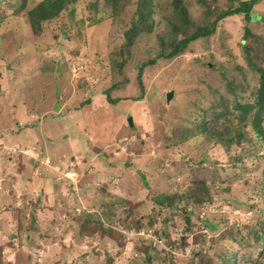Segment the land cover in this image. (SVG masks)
<instances>
[{"label":"rangeland","instance_id":"rangeland-1","mask_svg":"<svg viewBox=\"0 0 264 264\" xmlns=\"http://www.w3.org/2000/svg\"><path fill=\"white\" fill-rule=\"evenodd\" d=\"M39 1L0 0V264H264V137L237 107L260 84L244 44L264 47V0L165 58L174 0L124 56L138 0H76L37 33Z\"/></svg>","mask_w":264,"mask_h":264},{"label":"trees","instance_id":"trees-1","mask_svg":"<svg viewBox=\"0 0 264 264\" xmlns=\"http://www.w3.org/2000/svg\"><path fill=\"white\" fill-rule=\"evenodd\" d=\"M76 0H40L37 2L27 13V22H30L32 29L37 33L41 31V20H49L57 17L67 5L74 3ZM109 10L111 11V16L116 14L118 5L123 0H104ZM125 1V0H124ZM205 8V14L203 20H196L192 17L191 13L187 9L183 0H174L175 13H173V18L171 20L172 30L174 29L175 34L170 36V38L163 44V50L156 57H172L183 48L189 47L196 39H207L212 34L217 31L218 24L223 18L234 15V14H243V17L247 22H256L259 20V16L255 13L253 7L258 0H239L237 5L231 3L226 9L220 10L217 6L213 5V0H198ZM155 0H138L137 13L138 16L135 18L131 28L126 29L124 42L121 45V54L124 56V52L128 47L133 44L137 35L140 32L151 31L153 30L154 22L151 19L152 8L154 7ZM175 19H179L180 22H174ZM101 20V19H100ZM98 20V22L100 21ZM250 28L244 27V37L247 39L249 36H253L250 33ZM171 30V33H172ZM255 37V36H254ZM258 38V37H257ZM260 44L256 42L254 45L245 43L244 49L247 54V58L250 63H252L255 70L260 72V84L256 90V97L252 103L237 105L241 108V118H245L247 114L253 109L252 116L247 117L253 123L257 136L264 137V127L262 122L264 121V67H259L258 64L253 62L252 52L260 51L264 47H260ZM264 51V49H263ZM148 60L146 63H143L139 69L137 80L141 85L142 91L144 90V83L142 79L144 67L148 64H153L156 62L157 58ZM124 59L120 65L124 64ZM117 86V85H116ZM111 90H106L105 93L107 98L116 103L119 100L118 98H112L110 94ZM224 111H220L217 115H223ZM215 134H218L217 131H214ZM255 238L260 241H264V233L261 232L258 234L255 233ZM144 251L147 252L146 258L150 262L152 254L148 247H144ZM242 257H247L246 254H242ZM237 256L231 254L225 261L224 264H237Z\"/></svg>","mask_w":264,"mask_h":264},{"label":"water","instance_id":"water-1","mask_svg":"<svg viewBox=\"0 0 264 264\" xmlns=\"http://www.w3.org/2000/svg\"><path fill=\"white\" fill-rule=\"evenodd\" d=\"M172 94H173V91H169V92L167 93V99H168V100L172 97ZM129 123H130L131 126L134 125V121H133L132 116L129 117Z\"/></svg>","mask_w":264,"mask_h":264},{"label":"bare ground","instance_id":"bare-ground-1","mask_svg":"<svg viewBox=\"0 0 264 264\" xmlns=\"http://www.w3.org/2000/svg\"><path fill=\"white\" fill-rule=\"evenodd\" d=\"M163 88V87H162Z\"/></svg>","mask_w":264,"mask_h":264}]
</instances>
